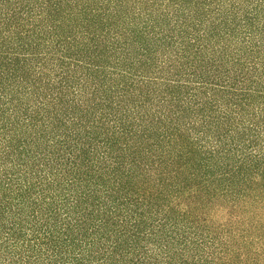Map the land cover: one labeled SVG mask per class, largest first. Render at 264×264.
Instances as JSON below:
<instances>
[{
  "label": "trees",
  "instance_id": "16d2710c",
  "mask_svg": "<svg viewBox=\"0 0 264 264\" xmlns=\"http://www.w3.org/2000/svg\"><path fill=\"white\" fill-rule=\"evenodd\" d=\"M0 264H264V0H0Z\"/></svg>",
  "mask_w": 264,
  "mask_h": 264
}]
</instances>
